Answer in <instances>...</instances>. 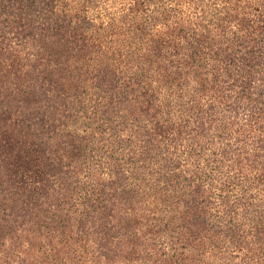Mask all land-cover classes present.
Segmentation results:
<instances>
[{"label":"clouds","instance_id":"obj_1","mask_svg":"<svg viewBox=\"0 0 264 264\" xmlns=\"http://www.w3.org/2000/svg\"><path fill=\"white\" fill-rule=\"evenodd\" d=\"M135 3L52 0L0 42L21 77L65 73L46 195L0 165V264H264V0Z\"/></svg>","mask_w":264,"mask_h":264},{"label":"trees","instance_id":"obj_2","mask_svg":"<svg viewBox=\"0 0 264 264\" xmlns=\"http://www.w3.org/2000/svg\"><path fill=\"white\" fill-rule=\"evenodd\" d=\"M87 2L91 3L93 0ZM148 2L151 0H136L135 10H143ZM51 3L52 0H0V42L8 33L14 32L19 38H23L25 34L31 35L33 16L40 10V5L49 7ZM57 32L59 40L65 44L76 38V29H71L68 25L58 26ZM52 55L58 62L60 50L53 49ZM0 58V165L21 192L27 189L29 181L40 182L41 188L28 191L30 200L34 197L38 199L46 195V178L58 170L52 167L46 157L47 148L42 140L44 135L54 130L47 113L41 110L45 99L43 92L45 86L59 89V80L65 73L59 68L46 66L41 72L28 74L25 78L18 75V59L4 63L3 60L8 58L3 57L2 49ZM13 76L16 81L14 95L9 91L10 77ZM257 103L264 101L257 100ZM258 111L264 112V108ZM17 113V118L13 120V115ZM65 145V154L69 158L79 157L82 152L80 144L68 138Z\"/></svg>","mask_w":264,"mask_h":264}]
</instances>
